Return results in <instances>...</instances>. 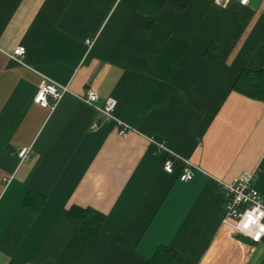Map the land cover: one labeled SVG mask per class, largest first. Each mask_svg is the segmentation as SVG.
Masks as SVG:
<instances>
[{
	"label": "crops",
	"instance_id": "0c3cea01",
	"mask_svg": "<svg viewBox=\"0 0 264 264\" xmlns=\"http://www.w3.org/2000/svg\"><path fill=\"white\" fill-rule=\"evenodd\" d=\"M263 11L264 0H0V264H147L164 247L173 264H264V239L224 223L220 185L258 170L264 196V99L234 87L264 69ZM44 80L69 87L54 108L35 101ZM89 87L94 104L81 99ZM109 97L126 135L99 109ZM185 159L197 166L187 182ZM73 206L105 216L88 246Z\"/></svg>",
	"mask_w": 264,
	"mask_h": 264
},
{
	"label": "built area",
	"instance_id": "2783aa9c",
	"mask_svg": "<svg viewBox=\"0 0 264 264\" xmlns=\"http://www.w3.org/2000/svg\"><path fill=\"white\" fill-rule=\"evenodd\" d=\"M230 0H216L218 4H226ZM241 5H248L250 0H236ZM264 14V11H263ZM93 38H87L86 44L91 47L94 43ZM26 53L25 46H17L9 56L19 62H23ZM69 92L68 85H62L52 80H44L38 89L35 101L43 107L54 108L61 98ZM52 100V102L50 101ZM81 99L89 104H94L99 99V93L92 87L86 89L81 95ZM117 101L113 97L106 100L105 106L99 108L109 121H115L120 129L121 135H126L129 126L124 123L116 114L115 108ZM160 150L166 152V158L163 163L165 171L172 173L174 171V157L172 152L163 142H158ZM23 159L28 158V151L20 153ZM184 166L180 173V179L184 182L193 179L197 166L191 161L183 160ZM258 170L243 173L231 181H220L223 189L225 217L224 223L248 236L253 243L261 242L264 239V196L257 189L254 182L257 179ZM251 218L252 223L247 228L244 224ZM257 235L259 239H257Z\"/></svg>",
	"mask_w": 264,
	"mask_h": 264
},
{
	"label": "trees",
	"instance_id": "16d2710c",
	"mask_svg": "<svg viewBox=\"0 0 264 264\" xmlns=\"http://www.w3.org/2000/svg\"><path fill=\"white\" fill-rule=\"evenodd\" d=\"M172 4V3H171ZM234 87L249 97L264 99V69H245L235 82ZM37 194H29L26 201L30 203ZM75 228L77 240L88 246L103 228L105 216L92 208L73 206L67 214ZM176 252L170 248H162L147 264H173Z\"/></svg>",
	"mask_w": 264,
	"mask_h": 264
},
{
	"label": "snow or ice",
	"instance_id": "6c2138e0",
	"mask_svg": "<svg viewBox=\"0 0 264 264\" xmlns=\"http://www.w3.org/2000/svg\"><path fill=\"white\" fill-rule=\"evenodd\" d=\"M250 223H252L251 218H249L248 222L244 224V227L247 228V227L249 226ZM262 230H264V229H262ZM256 238L259 239V236L257 235Z\"/></svg>",
	"mask_w": 264,
	"mask_h": 264
}]
</instances>
